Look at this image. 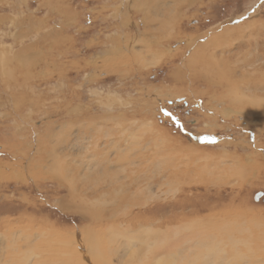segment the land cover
Wrapping results in <instances>:
<instances>
[{"label": "rangeland", "instance_id": "rangeland-1", "mask_svg": "<svg viewBox=\"0 0 264 264\" xmlns=\"http://www.w3.org/2000/svg\"><path fill=\"white\" fill-rule=\"evenodd\" d=\"M226 27L205 46L215 55L187 63ZM109 139L132 164L191 170L157 186L154 166L150 189L138 180L92 194L96 180L74 171L113 157L115 147L102 148ZM236 159L244 176L224 168ZM164 215L217 224L229 215L242 234L226 247L238 263L264 264V0H0V254L14 243L21 257L66 264V247L81 242L102 264H170L159 236L180 222ZM198 224L179 230L212 226Z\"/></svg>", "mask_w": 264, "mask_h": 264}, {"label": "bare ground", "instance_id": "bare-ground-1", "mask_svg": "<svg viewBox=\"0 0 264 264\" xmlns=\"http://www.w3.org/2000/svg\"><path fill=\"white\" fill-rule=\"evenodd\" d=\"M146 18L147 17H144L145 20H147ZM148 19H149V17H148ZM165 21H163V22H165ZM251 21L254 22V19L251 20ZM147 22H146V24H147ZM151 22H153V21H151ZM248 24H250V23L248 22ZM254 24H256V23H254ZM254 26H257V25H254ZM239 27L240 26H235L234 29L239 28ZM234 29L233 28H229V27L228 28L227 27L223 28V30H222V32L220 34L217 33V34H213L212 36H209V38L206 39L205 42L204 41L203 42L202 41L201 42H197L194 45V48L191 50L190 54L187 57V60H186L187 63H190V62H192V63L194 62L195 63L196 62V63L200 64V63L206 62L208 60V57L213 56L215 54L211 53L209 55H203L205 53V49H206L205 46L208 43H210V42H213L215 44V46L219 45L220 42L223 40L222 37H224V34L225 33L229 34L230 31H232ZM147 31H148V29H147ZM241 35H242V32H241ZM199 37L200 36H197L194 40H193V38H191L187 42L184 41V40H182V41L178 40L176 45H181V44L184 43L185 46L187 47V46L193 44V42H195V40L198 39ZM165 48H166L167 51H168V49H170V47L169 48L165 47ZM173 49H175V48H173ZM155 56H156V54H155ZM154 64H155V62H154ZM191 80H193V79H191ZM109 98H110V96H105V97L102 98V100H100L101 99L100 98L98 101L100 103H102L103 104L102 106H104L106 109H111V106L113 104L110 102L111 98L110 99ZM218 105L222 106V104H220V103ZM222 109H223L224 114L227 115V117H228L229 114H231V115L234 114V112H233L234 110H232L230 108L227 109V107H222ZM147 110H148V108H147ZM109 117L111 119L114 118V117H111L110 114H108L107 118L109 119ZM141 131L139 130V132H141ZM131 133H133V131ZM131 133H129V134H131ZM142 133H143V131H142ZM138 135H140V134H138ZM135 137H138V136H134V135L131 136L130 135L129 138H131L133 140H129L128 138H126L124 140V141H126V140L128 141L127 144H126L127 145L126 148L128 150L136 149V143H135L136 139H135ZM195 139H197V138H195ZM109 140H107V141L105 140L103 142L102 148H109L111 146L115 147L116 150L113 152L114 154L112 153L113 157H111V158L109 157L108 158L107 156H105L103 158L97 159V161H94V162H89V163L84 162V163L81 164V168L79 170L74 171V172H77L80 176H82V177H84V178H86L88 180H96L94 186L90 185L91 186L90 189H92V191H91L92 194H94V193L95 194H108V193H112L113 194V192L116 191L117 185L121 188L120 191H119V192H121L122 188L130 189L133 186L137 185V181L138 180L144 181L147 184L146 181H148V179L150 177L152 178V176H153L152 174L150 175V171H151V169L153 170L154 166L157 168V176H156L155 179H153L152 182L154 183V185H157V186H162L163 184L167 183L169 178H172V179H175V180L178 179L179 181L181 179L184 180L186 178V176H187V175L185 176V174H187V172L189 170H191L190 166H188V165L187 166L185 165V167L182 169L181 166L179 165L180 163L177 162L178 160L176 162L170 161V160L168 161V159L164 160V162H163L164 165L163 166L161 164H159V163H155V162H151V161H148L149 164L146 161H144L142 163V166L140 165V163L139 164H132L131 163L132 160H127L125 151L120 148L121 145L118 144V141H116V139H109ZM96 145H99V144H96ZM109 145H111V146H109ZM103 155H105V154H103ZM149 155L145 156V158H147ZM150 157H151V155H150ZM114 158H116V160ZM230 163H232V164L229 165V166L226 165L224 168H226L228 170H231V168L235 167V168H237V173L241 174V176H244L246 174V172L248 171V167L246 165H244V164H241V162H238V159L231 160ZM218 164H220V161H219ZM124 166H126L128 168V171L125 170ZM182 166H183V164H182ZM37 167H35V168H37ZM251 167H249V168L251 169ZM214 168H216V166ZM74 169H76V168H74ZM138 170L140 171L139 174H137ZM122 178H126L127 181L123 182ZM117 183H119V184H117ZM149 184L150 183H148L147 186H146L147 189H150ZM73 190H74V188L71 191H73ZM148 202H149V199L147 198V199H141L139 201H136L135 204L136 205H138V204L144 205V204H146ZM132 203H133V201H132ZM154 213H156L154 210H151V211L148 212V214H154ZM179 218L180 219H177L175 216L172 217V216H165L164 215L160 219V222L162 220H165L167 222V224H170V223H173V222H178V223L180 222V225L178 227L168 228V230L163 231L161 233V235L159 236L160 239H162L163 246H164V248H163L164 250L160 251L159 254L160 255L161 254H163V255L164 254H166V255L168 254L170 259H171V261H172L170 264H241V263H238L239 259H238V256L236 255L237 250H233L231 247L230 248L226 247V244H225L226 240L224 238H226V237L227 238H233V236H236V235L240 234V232H241L239 227L237 228V227H234L232 225H229V223H230V221L228 220L229 219V215H226L223 218H221L219 224H217L218 222H216L218 220H215L213 218L212 219H208V220H204V219H201V218H184L183 216H180ZM219 219H220V217H219ZM239 220H241V219H239ZM190 221H191V223H195L196 222V223H199V224L200 223H204L205 224V222H206L207 225H209V226L212 225V226H210L211 228H209V229L202 228V229H204V231H201L202 229L198 230V228L195 225V227L194 226H193V228L191 227L192 230L190 228L189 232H186V233L185 232L183 233L182 231L180 232V230H179L180 228L179 227L180 226L184 227V226H187L188 224H191V223H188ZM181 222L183 223V225H182ZM186 223H188V224H186ZM154 232H155V230H154ZM237 232H238V234H237ZM249 232H251V231H249ZM241 234H242V232H241ZM168 237H171V238L169 239ZM247 237H249V236H247ZM93 238L94 237H91V238L88 237V239L90 241ZM151 239H153V238H151ZM73 241H74V239H73ZM83 243H86V242H83ZM201 243L203 245L206 244L207 246L204 247V248H201L202 247ZM4 244L6 246H5L4 254H2V253L0 254V264H40L36 260H32L30 258H26V257H23V256L21 257L20 250H18L17 247L14 246V243H12V244L4 243ZM8 246H11L10 248H13L10 253L8 252V249H9ZM68 247L69 246H67L66 249L64 248L65 249V253H73V254L70 257H68L67 259L66 258L62 259L61 258L62 261H66L65 262L66 264H80V263L81 264L82 263L83 264H86V263L87 264H102V263H99L97 258H94L95 254L92 255L91 254L92 252H91L90 255H89L88 253L84 252V246H83V244L81 242L79 243L78 247L74 246L73 250L70 249L71 246H70V248H68ZM207 247L210 248V249H208ZM237 247H239V246H237ZM75 251H77V252L75 253ZM124 253H125V251H124ZM239 256H241V255H239ZM92 258H94L96 262L93 261ZM178 258L180 260L179 261H175V260H178ZM31 261H33V262H31ZM181 261H183V262H181ZM106 264H108V263H106ZM150 264H160V261L159 260H157V262L153 261V262H150Z\"/></svg>", "mask_w": 264, "mask_h": 264}]
</instances>
